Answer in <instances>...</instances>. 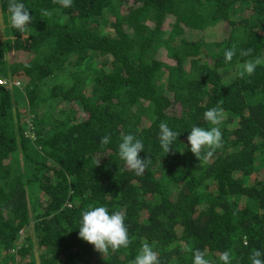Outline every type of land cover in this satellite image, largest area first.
<instances>
[{"label": "trees", "instance_id": "16d2710c", "mask_svg": "<svg viewBox=\"0 0 264 264\" xmlns=\"http://www.w3.org/2000/svg\"><path fill=\"white\" fill-rule=\"evenodd\" d=\"M18 2L32 16L23 34L0 0L7 36L0 35V264L28 262L35 250L38 264H129L145 241L160 264H192L195 249L213 264L225 251L231 264H251L250 255L264 251V178L247 179L264 173V65L241 72L264 59V0ZM218 25L227 27L218 41L185 35ZM23 52L33 56L3 62ZM51 71L69 81L43 90L38 83ZM20 97L29 113L23 122ZM217 106L222 147L197 160L187 136L192 126L210 128L203 114ZM161 121L180 133L167 154ZM125 134L140 139V158L150 159L141 176L118 156ZM105 135L111 142L101 147ZM90 206L125 215L128 248L86 260L96 250L79 238V226Z\"/></svg>", "mask_w": 264, "mask_h": 264}, {"label": "clouds", "instance_id": "9594fccd", "mask_svg": "<svg viewBox=\"0 0 264 264\" xmlns=\"http://www.w3.org/2000/svg\"><path fill=\"white\" fill-rule=\"evenodd\" d=\"M53 3L59 4L63 8H70L73 0H53ZM9 22L12 28L23 34L32 21V16L25 5L18 0H8ZM52 12L47 9H41L42 17H50ZM252 49L242 50L241 56H249ZM235 55V49L230 48L224 52L225 62H230ZM264 65V59L256 58L243 65L241 75L254 74L257 66ZM203 119L211 127L208 129L200 126H192L187 136L189 150L197 160L207 161L211 158L216 149L222 147V133L220 125L224 119L222 107H213L203 114ZM180 133L173 131L167 122L161 121L159 124V144L165 154L172 150L171 145L177 141ZM111 142L110 136L105 135L100 139V146L103 147ZM144 151V144L131 134H125L121 137L118 145V156L123 161L124 168L132 171L137 176L144 174L150 159L147 156L140 158V153ZM202 153H204L202 155ZM99 164V159L96 165ZM123 170V169H122ZM79 238L93 245L94 249L102 255H107L109 250L116 252L120 249H126L132 243L129 238L128 228L125 224V215L120 211H115L111 215L104 206L89 207L82 212V219L79 226ZM221 264H231L230 253L225 251L219 255ZM251 264H264V251L255 250L249 257ZM129 264H160L159 255L153 250L152 246L145 241L140 247L137 255ZM192 264H213L206 258V252L200 249L193 251Z\"/></svg>", "mask_w": 264, "mask_h": 264}, {"label": "rangeland", "instance_id": "374dc122", "mask_svg": "<svg viewBox=\"0 0 264 264\" xmlns=\"http://www.w3.org/2000/svg\"><path fill=\"white\" fill-rule=\"evenodd\" d=\"M2 19H3L2 15L0 14V35L2 38H6L7 36L3 33V29L6 27V24L4 21H2ZM170 20H172V19H170L169 16L165 17V19H164V22L161 26V30H163L164 33H166V31L168 30ZM99 27L102 29V31L104 33H108L109 30H107V28H106L108 26H105L104 24H102V25H99ZM225 28H227V27L226 26L222 27V25H218V26H214V27H212V26L206 27L204 30H198V31H194L193 29H190V30L185 29V35L188 38H191V37L197 38L198 36H201V37L203 36L205 41H213V40L218 41L226 35L227 32L226 33L222 32ZM162 49L163 48L159 47V49L156 51V53L159 51L162 52ZM32 56H33V53H30V52H23V54L9 53V54H5V56L3 57V62L5 63L6 66H8V64H10L9 62L12 59L20 58L21 61H25L26 59H30ZM96 58L99 59L98 57H96ZM107 58H108V56H107ZM225 77H230V74L229 73L223 74L222 79H224ZM66 81H69V78L67 77L66 74L51 71L46 76H44L38 84H40L42 86L43 90L44 89L46 90L54 83H63ZM85 81H82V82H85ZM0 82H1V80H0ZM87 85H89V84H87ZM21 88H22V90H24L23 87H21ZM18 101H19L18 102L19 104H17V110L19 113L17 115V120L19 122H23V121L27 120V115H29V113L26 110L27 98L26 97H20V99ZM44 106L50 107L51 109H55V103L54 102L49 104V101H48ZM36 107L37 108L35 110L38 109V106H36ZM61 107H59V109H61ZM64 108L68 109V105L65 106ZM177 109H178V107H177ZM33 110H34V108H33ZM54 111L57 112L58 110H56V109L53 110L52 114L54 113ZM15 112H16V110L14 109V111H13L14 115H16ZM224 118H225V115H224ZM228 127H230V124H228ZM231 127H232V125H231ZM19 163H20V161H19ZM259 178H264V173L261 169L255 171V172H252L247 177L249 183L252 182L253 180L259 179ZM28 211H29V216L31 217V214H32L31 210H28ZM29 226H30V228H32V223H30ZM21 233H22V231H21ZM101 256H102L101 253H99L98 251H95L93 256L90 257L89 259H86V260H93V262H94V260H96L97 258H100ZM216 257H219V256L217 255ZM16 258H17L18 264H38L37 250H35V252H32V255L30 256V260L28 262L21 260L20 258H18V256H16Z\"/></svg>", "mask_w": 264, "mask_h": 264}]
</instances>
